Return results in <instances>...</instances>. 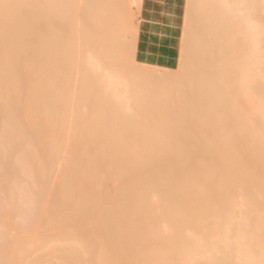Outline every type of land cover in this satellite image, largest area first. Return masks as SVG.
I'll list each match as a JSON object with an SVG mask.
<instances>
[{
  "label": "bare ground",
  "instance_id": "1",
  "mask_svg": "<svg viewBox=\"0 0 264 264\" xmlns=\"http://www.w3.org/2000/svg\"><path fill=\"white\" fill-rule=\"evenodd\" d=\"M143 2L0 0V264H264V0H187L176 77Z\"/></svg>",
  "mask_w": 264,
  "mask_h": 264
},
{
  "label": "rangeland",
  "instance_id": "2",
  "mask_svg": "<svg viewBox=\"0 0 264 264\" xmlns=\"http://www.w3.org/2000/svg\"><path fill=\"white\" fill-rule=\"evenodd\" d=\"M165 1L168 3L170 1H174L176 3V6H177L176 17H177V21H178V27L173 32L171 38L168 41H165V42H158L157 41V42H153V43L149 44V43L143 42L142 40H139L138 44H137V48L150 51L153 56H157L158 61L163 60L166 64V66H168V68H169L168 70H171V74L174 73V75H171L174 77L175 74H177L175 72H178L180 64L182 63V60H183L182 57L184 56L183 54L187 52V51H185L186 50L185 45H186V43H188V41H190V43H191L193 38L189 39L188 41L185 39L189 38V37H187V35L188 36L190 35V37H192V35L194 36V33H193L194 31H192V29H193L192 26L190 28L184 23V20L187 17V12L190 9L192 10L191 7H193V6H191V7L188 6V3L186 2L187 0H165ZM150 5H151V0H144L143 9H142L143 16L146 15L147 10L150 8ZM188 7H190V8L188 9ZM154 9L156 12V10H157L156 5L154 6ZM188 30H190V31L188 32ZM189 44H187V46H190ZM188 49H189V47H188ZM179 52H180V54H182V53L183 54L180 55ZM161 71L162 70L159 71V75L163 76L164 73H163V71L162 72Z\"/></svg>",
  "mask_w": 264,
  "mask_h": 264
}]
</instances>
